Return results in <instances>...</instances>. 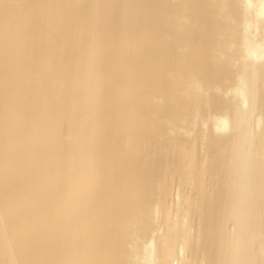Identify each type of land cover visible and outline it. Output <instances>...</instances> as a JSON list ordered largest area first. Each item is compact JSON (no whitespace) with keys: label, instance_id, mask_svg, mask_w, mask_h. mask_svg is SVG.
Instances as JSON below:
<instances>
[{"label":"bare ground","instance_id":"6f19581e","mask_svg":"<svg viewBox=\"0 0 264 264\" xmlns=\"http://www.w3.org/2000/svg\"><path fill=\"white\" fill-rule=\"evenodd\" d=\"M0 264H264V0H0Z\"/></svg>","mask_w":264,"mask_h":264}]
</instances>
